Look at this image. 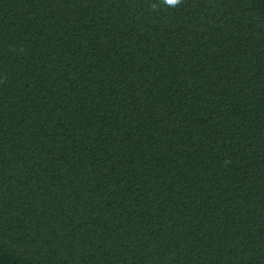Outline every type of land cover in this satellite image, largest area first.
I'll return each mask as SVG.
<instances>
[{
    "label": "trees",
    "instance_id": "16d2710c",
    "mask_svg": "<svg viewBox=\"0 0 264 264\" xmlns=\"http://www.w3.org/2000/svg\"><path fill=\"white\" fill-rule=\"evenodd\" d=\"M0 264H264V0H0Z\"/></svg>",
    "mask_w": 264,
    "mask_h": 264
},
{
    "label": "clouds",
    "instance_id": "9594fccd",
    "mask_svg": "<svg viewBox=\"0 0 264 264\" xmlns=\"http://www.w3.org/2000/svg\"><path fill=\"white\" fill-rule=\"evenodd\" d=\"M167 3L170 5H175L179 3V0H167Z\"/></svg>",
    "mask_w": 264,
    "mask_h": 264
}]
</instances>
